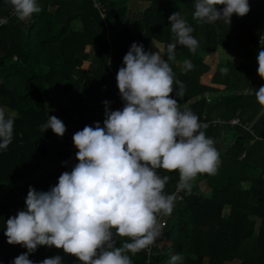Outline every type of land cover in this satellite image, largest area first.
Instances as JSON below:
<instances>
[{"label":"trees","instance_id":"16d2710c","mask_svg":"<svg viewBox=\"0 0 264 264\" xmlns=\"http://www.w3.org/2000/svg\"><path fill=\"white\" fill-rule=\"evenodd\" d=\"M93 1L104 8L103 19ZM125 1L37 0L41 12L19 21L7 0H0V19H7L0 24V108L6 117L15 113L12 142L0 150V264H12L27 251L8 244L4 231L7 219L25 209L29 186L48 191L72 170L78 163L72 136L85 125L103 127V101L111 102L110 111L123 108L116 74L133 42L145 51L160 50L167 59L166 46L173 42L168 18L178 11L199 47L193 54L177 45L176 61L169 64L186 90L182 98L175 91L170 96L207 121L236 117L251 134L222 124L202 129L215 147L225 131H231L234 143L220 154L217 173L198 174L191 194L182 191L171 215L164 216L147 264H167L178 253L183 264H264V112L254 95L264 85L256 60L264 47V34L261 41L258 36L264 0H248L250 11L233 14L230 25L194 20L196 0H131L126 18ZM185 59L195 66L187 73L180 67ZM224 67L226 74L220 71ZM48 116L63 121L62 137L51 129L42 132ZM157 172L169 176L164 192L171 194L178 172ZM117 241V246L130 242ZM144 251L128 253L133 264L144 263ZM43 255L54 256L48 246H38L28 258L39 264Z\"/></svg>","mask_w":264,"mask_h":264},{"label":"clouds","instance_id":"9594fccd","mask_svg":"<svg viewBox=\"0 0 264 264\" xmlns=\"http://www.w3.org/2000/svg\"><path fill=\"white\" fill-rule=\"evenodd\" d=\"M7 2L19 21L42 10L37 0ZM194 7L193 19L209 24L223 20L230 25L233 14L243 17L250 11L248 0H196ZM168 19L173 42L166 46L167 59L160 50L145 51L136 42L130 45L116 74L123 108L110 111L111 102L103 101V127L99 122L85 125L72 136L78 163L48 191L29 186L25 209L5 222L7 243L27 249L12 264H33L28 256L38 246L62 249L80 264H133L128 253L136 255L154 245L162 235L158 214L171 215L175 207L176 194L164 192L169 176L161 177L157 170L177 171V189L186 194H191L198 174L217 173L220 154L202 130L207 125L170 96L175 91L182 98L186 90L169 64L176 61L177 45L195 54L199 42L179 11ZM4 23L7 19H0ZM256 60L257 75L264 80V47ZM180 67L187 73L195 66L185 59ZM220 71L226 74L228 68ZM254 95L264 112V85ZM14 118L15 113L6 117L0 108V150L12 142ZM46 129L57 137L66 132L56 116H48L41 126L42 132ZM117 238L130 242L117 246ZM183 259L178 253L167 264H183ZM62 262L57 255L39 264Z\"/></svg>","mask_w":264,"mask_h":264},{"label":"built area","instance_id":"2783aa9c","mask_svg":"<svg viewBox=\"0 0 264 264\" xmlns=\"http://www.w3.org/2000/svg\"><path fill=\"white\" fill-rule=\"evenodd\" d=\"M92 6L97 10L99 16L103 19L105 14H104V8L102 7V5L99 2L93 1L92 2ZM199 121L202 124H206L207 127L208 126L214 127L217 124H222L224 126L227 125V126H230V127L239 126L243 130H245V131H247V132H249L251 134V132L249 131V125L241 124L236 117L230 119L228 122H225L224 120H220V119L208 120L207 121L205 119V116L202 115L199 118ZM178 182H179V178L177 179V181L175 183V187H174V189H173V191L171 193V194H173V193L176 194V201L175 202L180 201L182 199V197H181L182 191L177 189ZM164 216L165 215H163V214H158V222H159L161 227H163L165 225ZM155 246H156V243L154 245L150 246V248L151 247H155ZM150 248L149 249H145V251H144L146 259L144 260L143 264H147L148 263L147 259H148V254H149Z\"/></svg>","mask_w":264,"mask_h":264},{"label":"rangeland","instance_id":"374dc122","mask_svg":"<svg viewBox=\"0 0 264 264\" xmlns=\"http://www.w3.org/2000/svg\"><path fill=\"white\" fill-rule=\"evenodd\" d=\"M139 6H141V4H139ZM264 34V27H261L259 29V33H258V36H259V40L261 41V37ZM49 95L53 96L55 95V90H50L49 92ZM223 137V144L226 146L228 144L227 140L231 139V131H225L224 135L222 136ZM49 160V158H47ZM195 183V181L192 182V184ZM198 187L200 188L201 192L203 195L205 196H208L209 194V189L205 188L203 182H199L197 183ZM3 196V193L0 192V197ZM52 249V247H50ZM53 250V249H52Z\"/></svg>","mask_w":264,"mask_h":264},{"label":"water","instance_id":"95a60500","mask_svg":"<svg viewBox=\"0 0 264 264\" xmlns=\"http://www.w3.org/2000/svg\"><path fill=\"white\" fill-rule=\"evenodd\" d=\"M131 0H126L124 3V7H125V18L127 17L128 11H129V5H130ZM234 143V140H232L231 142H229L225 147L222 146L221 144V138L218 139L216 147H217V151L219 152V154L221 153H225ZM49 258V257H48ZM71 260V254H66L65 253V259L63 260L62 264H69Z\"/></svg>","mask_w":264,"mask_h":264},{"label":"flooded vegetation","instance_id":"af4514ba","mask_svg":"<svg viewBox=\"0 0 264 264\" xmlns=\"http://www.w3.org/2000/svg\"><path fill=\"white\" fill-rule=\"evenodd\" d=\"M52 249L50 248V250L53 252L54 256L59 255V256H62L63 257V260L65 259V253L63 252L62 249H56L54 246L52 247ZM48 257L51 258V257H53V255L52 256L43 255V258L44 259H46ZM69 264H80V262L78 261V259L76 257H74V256L71 255V260H70V263Z\"/></svg>","mask_w":264,"mask_h":264},{"label":"crops","instance_id":"0c3cea01","mask_svg":"<svg viewBox=\"0 0 264 264\" xmlns=\"http://www.w3.org/2000/svg\"><path fill=\"white\" fill-rule=\"evenodd\" d=\"M221 141H222V142H221L222 146L225 147V145L223 144V137H222V140H221ZM227 142L229 143V142H231V140L229 139V140H227ZM225 264H227V263H225Z\"/></svg>","mask_w":264,"mask_h":264}]
</instances>
